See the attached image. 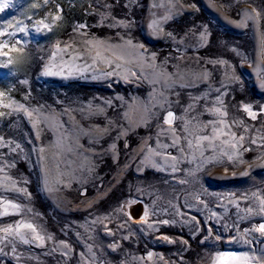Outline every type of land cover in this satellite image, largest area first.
Returning <instances> with one entry per match:
<instances>
[{
	"label": "rangeland",
	"instance_id": "1",
	"mask_svg": "<svg viewBox=\"0 0 264 264\" xmlns=\"http://www.w3.org/2000/svg\"><path fill=\"white\" fill-rule=\"evenodd\" d=\"M0 32V264H264V0H11Z\"/></svg>",
	"mask_w": 264,
	"mask_h": 264
},
{
	"label": "snow or ice",
	"instance_id": "2",
	"mask_svg": "<svg viewBox=\"0 0 264 264\" xmlns=\"http://www.w3.org/2000/svg\"><path fill=\"white\" fill-rule=\"evenodd\" d=\"M10 3H11V0H0V12H3L6 8H8ZM8 27H12V25H8ZM19 30L20 31H24L23 28H20ZM8 34L9 33H7V32H0V35H8ZM217 111H219V110H217ZM250 115H253V118H255L254 114L250 113ZM171 116H172V114L169 113V119L166 120V123H170L171 122ZM241 139H243V137H241ZM12 207H15V205H12ZM21 227H26V228L32 229V231H35V229L33 228V226L31 224L17 225L16 226L17 235H20L19 229ZM257 230L260 231L261 233H264V224H261ZM4 231L7 232V233H11L13 231V229L11 227H9V228L4 229ZM21 239L22 240L24 239L23 235H21ZM37 239H42V237H37ZM25 242H27V241L25 240ZM238 259H241V258L240 257H236V256H229L228 254H223V255L218 257V260L220 261V264H227V262L229 260H238ZM243 259L246 260L247 258L245 257Z\"/></svg>",
	"mask_w": 264,
	"mask_h": 264
},
{
	"label": "bare ground",
	"instance_id": "3",
	"mask_svg": "<svg viewBox=\"0 0 264 264\" xmlns=\"http://www.w3.org/2000/svg\"><path fill=\"white\" fill-rule=\"evenodd\" d=\"M141 210V207H136V212H140ZM141 213V212H140ZM138 214V213H137ZM264 224V223H262ZM242 253V252H241ZM223 254H228L229 256H236V257H240L241 259H238V260H229L227 262V264H259L258 262H256V260L254 259V257L251 255V254H240L234 250H223L221 251L216 259L214 260V262L212 264H220V261L218 260V257L223 255ZM247 258L246 260L243 259V258Z\"/></svg>",
	"mask_w": 264,
	"mask_h": 264
}]
</instances>
